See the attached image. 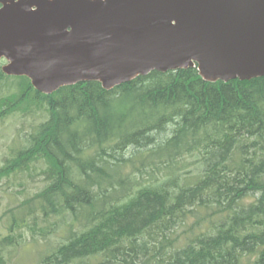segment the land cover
<instances>
[{"label":"trees","instance_id":"16d2710c","mask_svg":"<svg viewBox=\"0 0 264 264\" xmlns=\"http://www.w3.org/2000/svg\"><path fill=\"white\" fill-rule=\"evenodd\" d=\"M7 79L20 89L0 96V121L42 119L0 182L37 171L46 184L13 197L0 264L39 214L65 232L38 264H264V77L210 82L190 67L45 94L0 65Z\"/></svg>","mask_w":264,"mask_h":264},{"label":"water","instance_id":"95a60500","mask_svg":"<svg viewBox=\"0 0 264 264\" xmlns=\"http://www.w3.org/2000/svg\"><path fill=\"white\" fill-rule=\"evenodd\" d=\"M1 59L45 94L190 67L251 80L264 77V0H0Z\"/></svg>","mask_w":264,"mask_h":264},{"label":"rangeland","instance_id":"374dc122","mask_svg":"<svg viewBox=\"0 0 264 264\" xmlns=\"http://www.w3.org/2000/svg\"><path fill=\"white\" fill-rule=\"evenodd\" d=\"M5 60H0L2 66ZM18 79H7L0 85V96L19 91ZM40 109H36L38 112ZM42 118L29 113L15 112L0 121V167L5 163L11 147L20 142L21 135L32 130ZM40 172V170H38ZM21 183V184H20ZM46 184L44 177L37 171L12 177L11 180L0 182V239L10 233L8 228V208L13 206L16 199H25V196L34 195ZM37 224L32 222L31 228L23 226L24 246L6 250L5 255H11L10 264H38V251L47 249L51 242H57L63 237L64 228H50V221L39 214ZM51 229V230H50ZM42 253V252H40ZM39 253V255H40Z\"/></svg>","mask_w":264,"mask_h":264},{"label":"bare ground","instance_id":"6f19581e","mask_svg":"<svg viewBox=\"0 0 264 264\" xmlns=\"http://www.w3.org/2000/svg\"><path fill=\"white\" fill-rule=\"evenodd\" d=\"M158 263V262H157Z\"/></svg>","mask_w":264,"mask_h":264}]
</instances>
